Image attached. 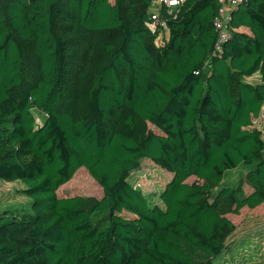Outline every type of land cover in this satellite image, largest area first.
<instances>
[{"label": "trees", "instance_id": "16d2710c", "mask_svg": "<svg viewBox=\"0 0 264 264\" xmlns=\"http://www.w3.org/2000/svg\"><path fill=\"white\" fill-rule=\"evenodd\" d=\"M157 1L0 0V180L32 199L0 213V264H215L228 216L264 205V0H240L218 55L229 0L164 9L163 47ZM146 159L171 175L158 203L131 181ZM81 168L102 199L58 195Z\"/></svg>", "mask_w": 264, "mask_h": 264}, {"label": "rangeland", "instance_id": "374dc122", "mask_svg": "<svg viewBox=\"0 0 264 264\" xmlns=\"http://www.w3.org/2000/svg\"><path fill=\"white\" fill-rule=\"evenodd\" d=\"M112 3L114 0H110ZM165 37V36H164ZM35 117L43 122L46 115L40 111L34 112ZM150 128L158 132L152 124ZM251 166H242L226 174L222 187L237 186L243 181ZM171 175L156 166L150 159L142 162L140 170L134 172L131 181L140 185L155 203L160 202V193L165 189ZM194 177L188 180L193 183ZM25 186L21 182H4L0 180V213L6 210H29L32 199L23 194ZM248 190V188L246 187ZM60 197H90L103 198V189L90 176L85 168L79 169L72 180L63 185L59 191ZM237 226L236 232L228 241L229 249L214 259L215 264H258L264 254V205L254 210H244L240 215H229ZM262 257V258H261Z\"/></svg>", "mask_w": 264, "mask_h": 264}, {"label": "built area", "instance_id": "2783aa9c", "mask_svg": "<svg viewBox=\"0 0 264 264\" xmlns=\"http://www.w3.org/2000/svg\"><path fill=\"white\" fill-rule=\"evenodd\" d=\"M185 0H158L151 12L148 28L157 36L156 44L158 47H163L167 40L165 34L169 31L167 26V20L162 18V11L167 10V13L171 16H176L175 9L181 5ZM240 0L223 1V5L220 11V15L214 21V26L218 31L219 37L214 48V55H218L222 52L223 45L232 38L233 30L228 27L231 20L232 11L238 6ZM37 124L41 125L42 122L37 119ZM138 187H141L138 185Z\"/></svg>", "mask_w": 264, "mask_h": 264}, {"label": "crops", "instance_id": "0c3cea01", "mask_svg": "<svg viewBox=\"0 0 264 264\" xmlns=\"http://www.w3.org/2000/svg\"><path fill=\"white\" fill-rule=\"evenodd\" d=\"M169 37H170V32L169 31H167L166 32V34H165V39L168 41L169 40ZM246 81L248 82V83H251V84H254V85H256V84H260V83H262V77H261V75H260V73H256L255 75H253V76H251V77H248V78H246ZM252 128H255V129H257V130H259V131H263L264 130V105H263V107H262V111H261V114L259 115V117L258 118H256V119H254V122H253V126H252ZM246 175V174H245ZM245 177V176H244ZM246 187L248 188V190L246 189ZM244 190H245V192L247 193V194H250V193H252V189L249 187V186H247V185H245L244 186ZM246 209H248V208H244L242 211H244V210H246ZM248 210H250V209H248ZM242 213V212H241ZM229 217V216H228ZM230 218V217H229ZM231 219V218H230ZM232 220V219H231ZM233 221V220H232ZM234 222V221H233ZM235 223V222H234ZM236 225V224H235ZM237 227V226H236ZM237 230V229H236ZM236 232V231H235ZM234 232V233H235ZM232 237V236H231ZM261 256L264 258V254H261ZM261 257V258H262Z\"/></svg>", "mask_w": 264, "mask_h": 264}]
</instances>
